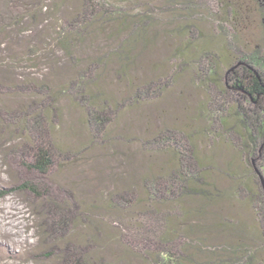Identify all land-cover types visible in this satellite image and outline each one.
Listing matches in <instances>:
<instances>
[{
    "label": "trees",
    "instance_id": "1",
    "mask_svg": "<svg viewBox=\"0 0 264 264\" xmlns=\"http://www.w3.org/2000/svg\"><path fill=\"white\" fill-rule=\"evenodd\" d=\"M74 1L76 11L65 15L63 31L50 32V40L45 42L42 39L43 44L54 45L65 65H72L67 80L50 82L16 68L10 79L14 84H5L11 98H0L1 146L12 137L11 155L35 176L0 188V195L15 192L32 199L40 239L29 254L33 261L106 264L95 254L105 247H99L88 230L92 228L104 240L102 235L109 233L106 222H111L104 217L130 210V217L118 219L126 233V239H120L127 246V236L137 241L143 264H264V0H215L231 18L239 54L234 55L215 38L209 44H198L197 30H191L189 50L175 48L171 60L160 66L147 56L163 33L161 19L169 21L179 10L192 13L195 6L184 11L182 0ZM14 2L0 3V36L11 40L20 24L13 21L27 13L23 4L10 11L8 5ZM188 20L179 26L190 29ZM216 22L223 28V22ZM174 24L177 28L178 22ZM222 32L225 36L226 31ZM100 40L108 44V51L97 57L93 46L85 44ZM29 44L33 45L25 42L23 47ZM18 58V54H10L8 64L14 65ZM239 63L243 64L231 71ZM189 70L204 93L206 104L200 112L204 111L207 126L195 129L189 119H178L172 113L173 123L164 124L158 132L148 129L140 142L145 151L172 155L168 170L158 169L136 183L118 182L113 195L99 191L101 199L89 206L74 191L56 188L48 180L42 182V176L50 178L60 166L72 165L78 158L80 145L70 144L60 133L65 125L57 101L61 95L79 108L80 123L94 144L128 143V138L115 135L121 114L161 99L180 79L179 73ZM202 137L207 142H222L223 153L216 148L219 142L209 152L200 148L196 142ZM131 157L125 160L131 161ZM124 171L130 174L129 169ZM115 172L117 180V169ZM139 193L146 198L142 207L138 206ZM193 199L201 202L199 210ZM207 206L223 210L222 216L196 223L190 219L205 213ZM78 228L83 231L81 237L75 232Z\"/></svg>",
    "mask_w": 264,
    "mask_h": 264
},
{
    "label": "rangeland",
    "instance_id": "2",
    "mask_svg": "<svg viewBox=\"0 0 264 264\" xmlns=\"http://www.w3.org/2000/svg\"><path fill=\"white\" fill-rule=\"evenodd\" d=\"M76 3L74 0H15L12 5H8L10 11L13 8L17 10L19 4L26 5L27 13H22L21 17L17 15L16 20L13 21L15 24L20 22L18 33L14 35L13 40L0 36V80L3 81V85L0 83V98L1 95L4 99L6 98V101L11 98L7 95L8 90L5 84L6 82L11 85L14 84L12 81L10 82V79H13L12 72L16 68H21L24 72L34 74V78H45L48 81L54 80L56 83H62L67 80L68 72H73L72 65L70 63L65 65L62 56L55 53L54 45L43 44L42 39L44 42L47 39L50 40V32L62 30L66 21L65 15L71 10L73 12L76 11ZM182 4L181 8L184 11L194 6L195 8H193L192 13L181 10L175 11L177 16L169 19V21L166 18L161 19L160 27H162L163 33L161 37L159 36L156 39L152 45L153 51L148 55L149 57L147 56L149 60H153V64L160 66L162 61L171 60L169 57L170 53H173L175 48L179 46H183V50L187 52L190 44L188 42V31L191 30H197L195 32V40H197L198 44H209L207 42H211L215 38L219 45L226 44L227 49L234 55L241 51V47L232 36L234 34L231 31L233 29L231 18L229 19L224 14V5L215 0H182ZM186 20H188L190 29H182L179 26ZM216 21L223 22L224 29L219 27ZM175 22H178L177 28L174 24ZM192 26L196 27V29H191ZM164 27L168 31L170 29L171 36L168 37L169 32ZM222 30L226 31L225 36L222 35ZM228 32L231 33L230 36H227ZM219 36H223L225 40ZM205 38H208V40H204ZM25 42L33 45L29 44L27 47H23ZM97 43L85 45L88 48L93 46L95 56H103L108 51V44H103L102 40L97 41ZM38 45L42 46L43 50L39 51L38 47H36ZM45 46H47L46 49ZM28 47L29 49H27ZM10 54L19 55L14 65L8 64V60L12 57L9 59ZM84 54L87 53L85 52ZM169 65L171 66V63ZM12 66L15 68L13 69ZM179 74L181 76L180 79L173 83L172 89L164 93L161 99H154V101H151L153 104L148 103L121 114L114 128L115 132H118L115 135L128 138V143L115 142L113 140L111 145H105V143H103L104 145L94 144L89 132L80 123L79 108H73L70 105V100L61 95L57 101L58 107L60 106L62 110V118L65 125L61 128L62 131L60 129V133L70 144L80 145L79 153L77 151L78 158L72 165L60 166L50 178L42 176V182H53L56 188L74 191L79 195L82 203L84 202L89 206L92 203L94 205L96 201L101 199L99 191L103 195H113V190L118 182L119 184H122L123 181L136 183L139 182L142 176L153 175L158 169L168 170L171 167L172 155L165 153L166 151H145L141 147L140 142L142 138H145L148 129L158 132L164 124L173 123L174 115L172 113H177L178 119H189L195 129H202L207 126L206 115L204 111L200 112V108H205L206 100L202 88L193 80L194 73L189 70ZM226 81H229L227 76ZM0 106L2 105L0 104ZM161 109L164 110V115ZM63 129H65L64 134ZM197 140L196 144L208 152L213 145L219 142L217 140L207 142L204 137L201 140L197 138ZM5 141L4 147L1 146L2 141H0V188L10 187L35 177L22 167L18 157L16 160L11 155V150L14 148H11V146L15 144L13 138L7 137ZM217 145L216 148L222 150L221 152L223 153L222 142ZM128 156H132L131 161L129 159L125 160ZM116 157H119L120 161ZM221 157L217 158L220 163L223 162ZM123 159L127 164L122 161ZM125 168L130 170L129 175L124 171ZM115 169L118 172L117 180ZM144 198L139 193V207L146 204V198ZM193 200L199 210L202 205L201 202ZM31 201V198L15 192L0 195V264H37L29 255L33 247L35 245L38 246L40 241L34 227L36 226L34 220L38 217L35 215V208L33 204L31 205ZM204 211L205 213L201 214L199 212L198 215L191 216L190 219L196 223V221L203 220L202 218L221 217L223 213V210L214 211L209 206L204 207ZM130 212V210L120 211L104 217L111 220L110 223L106 222L107 233H109L102 235L105 237L104 240L96 235L92 228L88 230V234L90 236L93 235V238L100 243L99 247L102 245L105 247L102 252H96L95 254L97 258L105 260L106 264H143V255L139 254L140 251L138 252L137 241L134 242L131 236H127L129 246L121 243L120 236L126 239V233L118 225V219L123 218L122 216L130 217ZM124 218L126 219V217ZM86 230H84L85 235H87ZM75 232H78L80 237L83 234V231H79V228ZM258 250L260 254H263L261 245H259Z\"/></svg>",
    "mask_w": 264,
    "mask_h": 264
},
{
    "label": "water",
    "instance_id": "3",
    "mask_svg": "<svg viewBox=\"0 0 264 264\" xmlns=\"http://www.w3.org/2000/svg\"><path fill=\"white\" fill-rule=\"evenodd\" d=\"M243 63H239L237 66H235V67H233L232 69H231V71H234L236 68H238L240 65H242ZM261 182H262V184H263V188H264V178L263 177H261Z\"/></svg>",
    "mask_w": 264,
    "mask_h": 264
}]
</instances>
